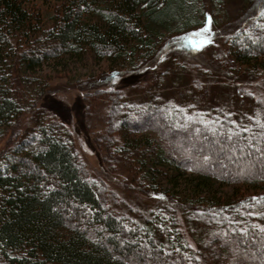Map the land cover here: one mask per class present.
Listing matches in <instances>:
<instances>
[{
  "label": "trees",
  "instance_id": "trees-1",
  "mask_svg": "<svg viewBox=\"0 0 264 264\" xmlns=\"http://www.w3.org/2000/svg\"><path fill=\"white\" fill-rule=\"evenodd\" d=\"M39 1L0 0V143L10 135L0 148V264H264L263 108L244 117L226 96L210 97L226 84L218 61L166 58L195 51L180 32L203 25L199 0H48L47 13ZM245 10L227 55L238 79L260 81L264 2ZM140 47L106 87L93 75L77 86L104 112L93 131L103 163L152 201L144 209L113 204L78 162L70 130L21 87L45 63L89 53L112 64ZM141 71L151 80L113 87ZM25 113L35 122L20 130Z\"/></svg>",
  "mask_w": 264,
  "mask_h": 264
},
{
  "label": "rangeland",
  "instance_id": "rangeland-1",
  "mask_svg": "<svg viewBox=\"0 0 264 264\" xmlns=\"http://www.w3.org/2000/svg\"><path fill=\"white\" fill-rule=\"evenodd\" d=\"M242 1L199 0L198 3L202 7L201 11L207 12V16H204L203 25L195 24L180 32V35L183 36V41H188L187 43L190 46H197L195 47V51L191 53V58L184 55L181 59L180 55L172 53H167L166 58L173 59V62L194 59V62H196H192L194 64H208L207 61L211 62L213 59L214 62L218 61L216 65L218 66L217 75L220 79H224L226 84L220 88L216 85L214 88L212 87L210 97L213 98L216 96L215 98L223 100V96H226L228 101H234V108L238 106L243 110L244 117H246L249 112H252V109L255 110L259 106L263 108L262 110L264 112V76L260 78V81L238 79L235 75V70L237 69L235 67L237 66L232 63L230 57L227 55V42L225 41V37L237 25L236 20L239 9L245 8L246 10L244 12H246L251 3L255 1L262 3L264 0H249L251 2L246 4L242 3ZM53 3L55 1L49 4L48 0H40L39 7H41L43 13H47L48 7ZM202 12H194L197 21L203 19ZM212 20H214V23H212ZM44 22V26L50 24L48 17ZM185 31L189 33L187 34ZM170 34H174V32L166 33L165 35ZM153 42L157 45L159 38H155ZM144 50L140 47L133 55L128 53V55L112 64L106 61V59H97L89 53L84 54L81 58L66 57L60 61V65H55L52 62L45 63L34 73H27L21 79V87L28 93V98L34 100L33 104L46 110L47 116H53L70 130L73 136L75 151L79 156L78 162L84 168L86 167L87 171L95 178L101 180L105 189L110 190L114 197L111 200L112 203L118 206L126 205L127 203L138 206L141 209L152 205V201H149L145 195L137 193L127 187L129 183L128 178L126 173L122 172L120 168H109L106 163H103L102 154L94 142L95 137L93 131L98 127V116H101L104 112L94 109L98 102L92 99V96L90 103L92 106L89 108V103L86 105L84 98L88 99V92L86 91L87 93H84L85 97L83 98V92L77 84L79 82L78 80H83L93 75L97 79L96 81H100V88L106 87L108 85L106 83L110 79L108 76L111 74L110 70L119 72L120 70L129 68L130 64L137 61ZM159 64V69H166L167 66H164L162 62ZM144 72H140L142 78L138 80H135V77L130 78V74L132 73L123 76L120 75V77H117L113 81V83H116L113 87L121 86L123 83V88L129 89L132 83L135 87L141 82L146 83L151 80L152 75ZM217 75L213 77L218 78ZM127 82L131 83L127 85ZM89 84L91 83L89 82L87 85ZM91 85L94 86V84ZM185 85L187 86V84ZM27 102L25 106L29 104ZM246 105L252 106L251 111L244 110V106ZM34 122L35 115L29 116V113H25L21 117L19 129L23 130L25 127L32 126ZM7 140H10L9 134L0 143V148Z\"/></svg>",
  "mask_w": 264,
  "mask_h": 264
}]
</instances>
